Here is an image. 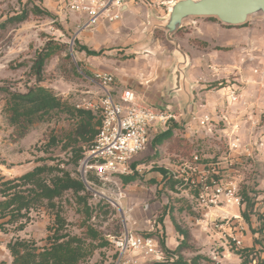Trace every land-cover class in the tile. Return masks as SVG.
<instances>
[{"label": "rangeland", "instance_id": "obj_1", "mask_svg": "<svg viewBox=\"0 0 264 264\" xmlns=\"http://www.w3.org/2000/svg\"><path fill=\"white\" fill-rule=\"evenodd\" d=\"M140 7L143 26H146L149 7L144 4ZM35 8L40 13H33ZM24 9L29 11L27 20L0 30V176L11 179L38 165L59 164L80 178L83 158L74 164L70 149H64L62 143L57 145L49 141L52 136H65L73 129V122L64 113H55L34 122L26 130L13 125L7 111L9 91L27 92L35 85H42L75 104L90 92L101 95L96 74L109 72L106 71L108 64L142 59L143 53L127 51L125 36L119 30L110 29L109 26H117L121 18L114 22L108 19L101 21L100 24L108 31L107 36L98 33L97 26L81 29L85 18L67 10L65 0H0V22ZM226 27L236 28L235 33H226L225 36L213 34L210 41L198 38L196 33L190 34L191 25H184L177 32L182 48L185 47L191 56L190 79L183 85L195 94L193 110L185 118L174 112L177 119L170 121L169 128L152 130L149 146L134 163L135 179L125 181L126 175H116L102 186L96 178L90 177L95 184L94 189L86 186L88 205L94 207L92 216L73 191L65 192L58 199V210L66 220L63 232L83 238L92 248L80 264H114L118 257L115 239L129 226L135 208L142 206H145L142 210L146 209L149 217L140 218L143 223L134 232L156 237L165 261L183 240L179 243L174 240L175 221L189 228L195 238L194 244L189 243L191 247L185 251V257H192L193 252L199 250L208 258L205 264H242L239 250L248 246L244 244L246 240L249 244L256 239L262 243L258 242L256 252L250 256L255 258L252 264H257L258 257L264 256V146H261L260 153H254V158L243 153L250 144L264 143V13L250 17L243 26ZM167 40L165 32L158 29L150 45L158 44L159 50L162 48L161 52L172 59L173 43ZM48 46L55 49V53L48 59L38 81L34 61L38 52ZM81 46H87L98 54H89ZM159 54L154 56L157 60ZM198 57L208 62L202 69L196 64ZM233 90L238 95L237 101L229 99ZM198 112H208L210 125L216 128L211 136H193V143L187 137L190 134L187 126H200L196 119ZM169 129L172 137L180 142L177 146H169L167 141L162 144L155 141L159 134ZM234 138L241 145L231 149L228 141H234ZM195 151L202 156L203 162L213 164L225 174L231 171V165L236 164L237 158L242 161L238 165L243 177L241 193L242 196L248 194L253 201L242 209V218L235 225L236 229L233 228L242 239L240 246L232 238L211 239L203 232L195 223L197 212L188 195L189 190L177 189L173 179L167 180L170 167L180 164L182 157H189ZM124 183H128L127 186ZM54 212L40 205L25 215L21 213L14 221H9V216L0 217V232L7 235L9 242L27 239L41 249L50 243V236L54 234ZM148 224L154 228L147 229ZM89 227L99 231L107 243L102 245L101 239L88 237ZM169 240L171 245H167ZM212 247L218 248L222 256L220 260L209 256ZM154 259L157 258L151 260ZM1 262L4 264L6 261L3 259Z\"/></svg>", "mask_w": 264, "mask_h": 264}, {"label": "built area", "instance_id": "obj_2", "mask_svg": "<svg viewBox=\"0 0 264 264\" xmlns=\"http://www.w3.org/2000/svg\"><path fill=\"white\" fill-rule=\"evenodd\" d=\"M135 3H142L149 8L158 5L168 8L170 0H65V8L84 17L81 29H87L99 25L103 19L110 22L119 20L124 10ZM96 78L101 86V95L90 92L75 103L77 108L93 110L101 117L98 135L80 165V179L90 189H94L95 185L90 180L91 176L102 186H106L116 175L134 173V159L149 146L152 130H157L158 127L169 128L170 121L177 119L174 112L143 102L130 88L124 89L116 97L112 89L114 74L98 73ZM236 94L235 90L231 91L229 99L237 101ZM199 112L196 119L200 126H196L197 129L195 126H187L190 130L187 137L193 143V136H211L216 128L210 125L208 112ZM228 145L235 149L241 144L234 138V141H228ZM261 146L264 143H256L254 146L250 144L244 148L243 153L254 158L255 152L260 153ZM241 162L237 158L236 164L231 165V171L225 174L213 164L203 162L202 156L195 151L189 157H182L180 164L170 167L167 174V180L173 179L177 189L189 190L188 195L197 212L194 220L203 232L211 239L232 238L238 246L242 245V239L233 228L236 229L235 225L242 218V209L246 205L241 193L243 177L241 166H238ZM115 243L118 257L114 264H139L137 258L129 256L131 252L146 257L153 256L158 260H163L165 256L156 237L148 233H135L128 227L115 239ZM217 247L210 248L208 253L213 259L220 260L222 256ZM224 253L225 251L223 256L226 258Z\"/></svg>", "mask_w": 264, "mask_h": 264}, {"label": "trees", "instance_id": "obj_3", "mask_svg": "<svg viewBox=\"0 0 264 264\" xmlns=\"http://www.w3.org/2000/svg\"><path fill=\"white\" fill-rule=\"evenodd\" d=\"M32 12L40 13V10L35 8ZM41 13L43 12L41 11ZM47 13L49 14V12ZM28 17L29 11L24 9L0 22V30L12 23H22ZM81 48L89 54H98L87 46H81ZM53 53H55V49L51 46L38 52L33 65L39 77L38 81L41 80L43 69ZM9 93L7 111L11 124L26 130L36 121L52 117L55 113H64L73 122V129L63 137L52 136L49 141H53L57 145L62 143L64 149H70L71 161L74 164H78L84 158L85 152L93 144L99 132L101 117L98 113L90 109L77 108L75 104L62 99L54 91L42 85H35L27 92L9 91ZM155 141L158 144L167 141L169 146H177L180 143L172 137L171 129L159 134ZM131 179L133 177H125V181ZM69 190L74 192L78 200L83 201L87 213L92 216L94 207L88 205L86 184L80 178L75 177L69 169L61 167L59 164L38 165L11 179L0 176V196H2L0 198V217L9 216V221H14L21 213L25 215L33 207L40 205H45L48 209L55 211L54 234L50 236V243L47 246L39 249L31 241L19 238L8 243V249L13 256L12 264H80L84 257L91 253L92 248H90L89 242L76 235L63 232L66 220L58 210V199ZM243 201L246 205H250L253 198L245 194ZM95 212L97 213V211ZM175 227L184 236L183 240L166 261L159 260L154 264H205L204 261L208 258L199 250L193 252L194 256L185 257V251L191 247L189 243L194 244L195 238L191 230L178 221H175ZM262 229H264V225ZM87 236L95 240L101 239L102 245L107 243V239L93 227L88 228ZM258 242L262 243L261 240L256 239L253 246L239 250L242 264H252L255 258H250V256L256 252ZM162 246L165 247L164 242H162ZM262 252H264V246H262ZM257 264H264V256L258 257Z\"/></svg>", "mask_w": 264, "mask_h": 264}, {"label": "crops", "instance_id": "obj_4", "mask_svg": "<svg viewBox=\"0 0 264 264\" xmlns=\"http://www.w3.org/2000/svg\"><path fill=\"white\" fill-rule=\"evenodd\" d=\"M173 1L174 0H170V3ZM140 6H143V4L135 3L133 5H129L128 8L124 10L121 20L117 23V26H109L113 31L119 30V32L125 36L124 45H128V48L126 49L127 51L137 50L138 52L143 53L141 56L143 57L142 59L127 62L119 60L113 64H108L106 71L112 72L115 76V83L112 86L113 93L116 97H119L124 89L130 88L136 92L138 97L143 102L152 104L158 108L166 109L170 112H177L180 116L182 115L183 118H185L193 110V104L195 102V94L190 90V88H186L183 85V82H185L183 74H186L187 81L190 79L189 69L191 63H189V66L186 67L185 71H182L177 66L178 62L173 52L174 46L171 49L172 59H168V57L161 52V45L160 50L158 48V44L150 45L155 37L156 31L160 28L155 29L152 34H147L146 30L149 25V16L158 18L165 17L167 15L168 8L160 5L149 8L146 12L147 24L146 26H143L144 19L140 13L142 10L140 9L142 8ZM102 25L103 24L97 25L95 29L98 33L106 34L105 36H107L108 31L106 27ZM185 25H191L192 31L190 34L196 33L198 38L207 41L211 40L210 37H212L213 34L225 36L226 33H235L234 31H236V28L231 30L220 21L211 17L194 18ZM81 33H84V31ZM179 40L182 42L180 38ZM184 50L188 53V50L185 47ZM158 52H160V56L157 60L154 56ZM189 57L191 58V56ZM206 61L207 60L202 57L196 58V64L199 66L198 68L202 69V67L206 66V63H208ZM138 155H136L134 159L133 168L135 167L134 163ZM138 168H140V166ZM26 171L28 170H25L24 172ZM125 177H133V179H135V174L132 173L126 175ZM124 184L127 186L128 183ZM142 208H145V206H142ZM142 208H135V212L132 214L133 219H130V222L128 223L129 226H127L130 231L134 232L137 229H140V226L143 223L141 220L142 217H149L146 212L147 210H142ZM146 228L152 229L154 228V225L148 224L146 225ZM173 232L174 240L179 243L184 236L177 231L175 224ZM246 241L244 244L246 243L245 245H248L247 247L254 245V242H249V244H247L248 242ZM8 243L9 240L7 239V235L0 232V257H3L0 258V263H2L1 261L4 259V261H6L4 264H12V256L10 250L8 249ZM167 245H171V240L167 241ZM130 255L135 258L138 257L139 264H154L159 261L158 258L151 260L154 258L153 256H140L135 252H131L129 256Z\"/></svg>", "mask_w": 264, "mask_h": 264}, {"label": "water", "instance_id": "obj_5", "mask_svg": "<svg viewBox=\"0 0 264 264\" xmlns=\"http://www.w3.org/2000/svg\"><path fill=\"white\" fill-rule=\"evenodd\" d=\"M259 13H264V0H174L168 5L165 17L149 16L146 32L152 34L157 28L164 30L168 41L173 43L178 68L185 71L190 57L176 34L186 23L194 18L213 17L226 26H243ZM183 78V84L188 83L186 74Z\"/></svg>", "mask_w": 264, "mask_h": 264}]
</instances>
